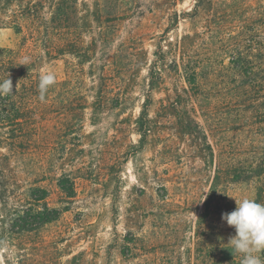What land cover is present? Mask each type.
Segmentation results:
<instances>
[{
	"label": "rangeland",
	"instance_id": "1",
	"mask_svg": "<svg viewBox=\"0 0 264 264\" xmlns=\"http://www.w3.org/2000/svg\"><path fill=\"white\" fill-rule=\"evenodd\" d=\"M76 1L86 61L49 56L27 30L0 26V48L37 57L35 73H54L69 91L33 100L37 120L23 130L0 125V264H198L204 247L235 235L222 220L235 199L256 201L264 187V177L230 176V165L248 168L264 152V73L244 76L231 58L249 36L264 40V0ZM166 31L165 51L190 38L199 95L170 61L150 88ZM46 206L57 219L13 224Z\"/></svg>",
	"mask_w": 264,
	"mask_h": 264
},
{
	"label": "trees",
	"instance_id": "2",
	"mask_svg": "<svg viewBox=\"0 0 264 264\" xmlns=\"http://www.w3.org/2000/svg\"><path fill=\"white\" fill-rule=\"evenodd\" d=\"M48 10L49 13L45 11ZM49 15V17H48ZM77 1L76 0H0V26L8 25L18 32L27 30L30 34V40L34 47L43 49L49 56L72 55L79 60L86 61L90 53L77 31H73L75 21H77ZM169 31L160 37L158 50L154 55L156 60L150 67V88L155 89L162 80L161 71L168 65L173 66L176 71H182L191 90L199 95V66L193 58L186 53V44L189 37L179 38L171 41L170 51H165L163 44L167 42ZM249 36L248 47L245 52L234 50L232 52V66L240 70L244 76L251 77L255 75L256 70L264 73V40L256 41L257 36ZM177 50L182 52L181 61L170 59ZM37 57H26L20 52L7 48H0V82L11 78L13 81L14 94L0 95V125L19 128L34 124L37 120L33 116V100H39V77L35 73ZM55 58V57H54ZM115 69L117 66H115ZM19 84L18 89L16 86ZM66 83H56L49 89L46 98L52 92L67 94ZM102 94V93H100ZM152 99L148 98L142 107L141 114L137 120L138 132L141 137V146L147 142L151 133V124L149 120V109ZM30 114H32L30 116ZM210 151L212 149L209 147ZM236 156V154H235ZM234 161H237L236 159ZM256 162L250 163V166L242 168L230 165L232 181L238 182L243 179H262L264 177V152ZM246 164V163H245ZM240 166V167H239ZM243 166V165H242ZM222 175L219 169V176ZM63 190H71L63 182L59 183ZM73 186V185H72ZM42 197L37 201L44 200L47 197L46 189H38ZM256 202L264 204V187L259 188ZM236 209L234 207L233 211ZM31 218L26 221L23 217H18L13 221L17 227L32 229L44 223L57 219V212L46 206L44 212L30 215ZM228 243L218 242L213 247H204L203 254L198 259V264H241L243 259L241 254L231 252ZM261 259L264 260V253H261Z\"/></svg>",
	"mask_w": 264,
	"mask_h": 264
},
{
	"label": "clouds",
	"instance_id": "3",
	"mask_svg": "<svg viewBox=\"0 0 264 264\" xmlns=\"http://www.w3.org/2000/svg\"><path fill=\"white\" fill-rule=\"evenodd\" d=\"M55 84L56 75L52 72L39 77L38 91L41 102H46V95ZM18 87L19 84L16 90ZM14 92L10 76L0 82V95H11ZM235 201L236 209L222 215V220L235 229V235L229 237L227 246L233 255H242L241 264H264L260 255L264 253V204L248 197Z\"/></svg>",
	"mask_w": 264,
	"mask_h": 264
}]
</instances>
